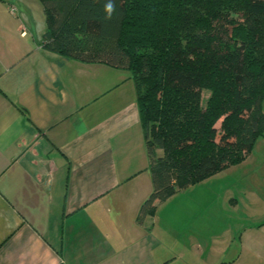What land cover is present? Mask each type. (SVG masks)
Wrapping results in <instances>:
<instances>
[{
  "label": "crops",
  "instance_id": "1",
  "mask_svg": "<svg viewBox=\"0 0 264 264\" xmlns=\"http://www.w3.org/2000/svg\"><path fill=\"white\" fill-rule=\"evenodd\" d=\"M44 30L38 0H0V264H264V207L212 217L179 190L137 218L152 183L129 73Z\"/></svg>",
  "mask_w": 264,
  "mask_h": 264
},
{
  "label": "trees",
  "instance_id": "2",
  "mask_svg": "<svg viewBox=\"0 0 264 264\" xmlns=\"http://www.w3.org/2000/svg\"><path fill=\"white\" fill-rule=\"evenodd\" d=\"M39 2L43 48L129 73L152 183L138 219L264 136V0H115L110 20L106 0Z\"/></svg>",
  "mask_w": 264,
  "mask_h": 264
},
{
  "label": "rangeland",
  "instance_id": "3",
  "mask_svg": "<svg viewBox=\"0 0 264 264\" xmlns=\"http://www.w3.org/2000/svg\"><path fill=\"white\" fill-rule=\"evenodd\" d=\"M207 95L202 92L203 101ZM183 190V196L190 194L194 200L210 201L212 217L235 216L241 209L250 212V206L264 207V136L256 139L241 162L229 164Z\"/></svg>",
  "mask_w": 264,
  "mask_h": 264
},
{
  "label": "clouds",
  "instance_id": "4",
  "mask_svg": "<svg viewBox=\"0 0 264 264\" xmlns=\"http://www.w3.org/2000/svg\"><path fill=\"white\" fill-rule=\"evenodd\" d=\"M103 11L105 13V19L110 20L117 12L115 0H106Z\"/></svg>",
  "mask_w": 264,
  "mask_h": 264
},
{
  "label": "built area",
  "instance_id": "5",
  "mask_svg": "<svg viewBox=\"0 0 264 264\" xmlns=\"http://www.w3.org/2000/svg\"><path fill=\"white\" fill-rule=\"evenodd\" d=\"M10 12H11L12 14H14V12H15V8H14V7H11V8H10Z\"/></svg>",
  "mask_w": 264,
  "mask_h": 264
}]
</instances>
